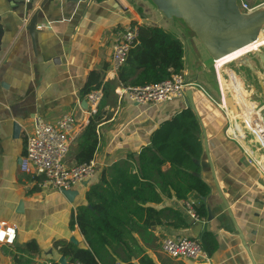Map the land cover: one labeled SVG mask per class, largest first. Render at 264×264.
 Returning a JSON list of instances; mask_svg holds the SVG:
<instances>
[{"label": "crops", "instance_id": "0c3cea01", "mask_svg": "<svg viewBox=\"0 0 264 264\" xmlns=\"http://www.w3.org/2000/svg\"><path fill=\"white\" fill-rule=\"evenodd\" d=\"M245 1L251 6L264 5V0ZM36 12L33 40L27 28ZM28 15L30 19L23 25ZM129 23L160 26L181 40L182 71L195 84L193 100L205 128L219 187L254 263L264 264V170L248 162V145L227 131L233 122L224 103L234 106L235 98H225L216 63L206 56L194 35L167 19L150 0H0V220L17 226L14 244H0V264L70 263L61 251L63 245L72 242L88 248L78 225L72 224L77 209L88 204V190L101 182L104 174L109 177L108 169L115 163L131 154L136 156L149 145L160 123L186 106V100L176 109L168 108L169 101L140 105L119 93L118 74L112 70V43L115 32ZM43 24L45 27H40ZM94 71L114 88L100 105L107 119L99 125V143L92 158L97 171L93 178L72 188L75 195L69 200L61 190L40 187V178L23 171L21 161L37 117L54 124L64 114L74 113L78 122L65 161L68 166L79 163L78 140L93 114L90 104L83 102L86 96H81V90ZM15 123L21 126L18 136L13 134ZM200 175L211 186L204 198L208 217L195 220L186 212L183 200L164 196L155 208L178 209L189 227L175 228L165 220L148 227L136 222L131 249L125 256L135 264L144 255L156 264H252L215 187L205 152ZM197 200L193 195L187 199L191 203ZM205 232H212L217 241L210 261L163 254L161 242L166 236L200 239ZM116 262L126 264L122 258Z\"/></svg>", "mask_w": 264, "mask_h": 264}, {"label": "trees", "instance_id": "16d2710c", "mask_svg": "<svg viewBox=\"0 0 264 264\" xmlns=\"http://www.w3.org/2000/svg\"><path fill=\"white\" fill-rule=\"evenodd\" d=\"M183 69L181 40L163 27L143 24L137 42L117 72V80L125 87L148 85L166 80ZM98 88L105 97L114 86L94 71L89 73L81 96ZM101 103L78 140L79 162L91 160L97 150L98 128L107 119L101 112ZM203 152L202 125L190 107L162 121L152 132L150 144L143 146L136 156L131 154L109 168V177L104 174L101 182L88 190V204L80 206L73 215L72 224L78 225L88 248L70 242L61 247L62 253L70 258V263L113 264L122 258L126 264H135L130 256H125L131 249L134 223L140 221L143 227H148L165 220L175 228L189 227L178 209L155 208L154 204H160L164 196L187 200L193 195L199 199L193 203L197 215L206 219L208 210L204 198L210 194L211 186L200 175ZM200 241L211 256L217 248L213 233L205 232ZM139 264L156 262L144 255Z\"/></svg>", "mask_w": 264, "mask_h": 264}, {"label": "built area", "instance_id": "2783aa9c", "mask_svg": "<svg viewBox=\"0 0 264 264\" xmlns=\"http://www.w3.org/2000/svg\"><path fill=\"white\" fill-rule=\"evenodd\" d=\"M239 5L242 12L246 13L257 8V6H251L245 0H239ZM29 19V15L26 16L23 20V25H26ZM140 26L139 23H129L115 32L112 43L113 71L118 72L126 62L129 50L138 40ZM40 27H45V25L43 24ZM215 63L217 68V61ZM194 85V83L186 79L185 73L181 71L173 73L168 79L154 84L127 87L121 85L119 93L127 94L133 102L140 105L159 104L185 98L186 90L192 89ZM103 97L104 92L101 88L94 89L86 95V101L90 104L93 114L97 112ZM224 108L229 112L233 122L227 131L237 140H241L240 137H242L243 142L248 145V162L264 170V159L262 156L259 158L257 148L250 144V139L245 133L244 127L233 115L234 110L229 111L225 105ZM77 122L78 120L74 113L64 114L54 124L45 121L41 117L35 119L34 130L27 136L26 151L21 161V169L27 173L37 175L40 178V187L63 191L72 189L95 175L97 166L94 159L79 162L73 166L66 164L65 159L72 145L71 135ZM237 123L242 127L243 135L237 129ZM183 206L191 218L200 219L193 207V203L183 200ZM16 236L17 226L0 220V244L12 245L16 240ZM161 249L172 258L210 261V256L203 249L200 239H193L187 236H166L161 242ZM45 264L60 263L47 260ZM68 264L82 263L76 261ZM115 264L123 263L116 262Z\"/></svg>", "mask_w": 264, "mask_h": 264}, {"label": "water", "instance_id": "95a60500", "mask_svg": "<svg viewBox=\"0 0 264 264\" xmlns=\"http://www.w3.org/2000/svg\"><path fill=\"white\" fill-rule=\"evenodd\" d=\"M150 1L167 19L173 23L177 21L187 28L194 35L206 56L213 62L254 43L259 37L260 30L264 29V5L246 13L240 9L239 0ZM28 8L31 9L32 5H28ZM37 23L38 12L32 16L27 28L33 40ZM220 68L227 76L228 90L236 95L235 101L237 99L238 107L244 117V131L250 139V144L257 148L264 159V43L251 48L233 60L224 62ZM251 95H255L256 99L251 100ZM185 100V107H190L195 112L202 125L204 152L212 170L214 184L233 219L229 204L216 178L205 128L193 100V89H187L185 98H180V101L184 103ZM83 102L87 103L86 99ZM20 132V124L15 123L13 125L14 136H18ZM254 134L257 136L258 143L253 142ZM63 194L71 200L75 191L67 189L63 190ZM233 222L250 255L252 264H255L241 229L234 219ZM68 263L64 261L60 264Z\"/></svg>", "mask_w": 264, "mask_h": 264}, {"label": "bare ground", "instance_id": "6f19581e", "mask_svg": "<svg viewBox=\"0 0 264 264\" xmlns=\"http://www.w3.org/2000/svg\"><path fill=\"white\" fill-rule=\"evenodd\" d=\"M262 30H260V32H259V37H258L257 41H255L254 43H251L250 45H248V46H246V47H244L242 49H239V50L235 51L234 53L229 54L226 57L222 58L221 60L217 61V63H218V67H217L218 74H219L224 86H227V88H228L227 76L221 71L220 67L222 66V64L224 62H228L230 60H233L234 58H236L237 56H240L241 54L247 52L251 48H254V47L258 46L260 44L259 41L264 40V36H263L264 35V29H262ZM247 92H249V91L247 90ZM231 95L234 98L236 97L235 93H233V92L231 93ZM250 98H251V100L256 99L255 95H251ZM245 114L247 115L246 112H245ZM238 131L243 135V129H242V127L240 125L238 126ZM240 139H242V137H240ZM253 142H257L258 143L257 136L255 134L253 136Z\"/></svg>", "mask_w": 264, "mask_h": 264}, {"label": "rangeland", "instance_id": "374dc122", "mask_svg": "<svg viewBox=\"0 0 264 264\" xmlns=\"http://www.w3.org/2000/svg\"><path fill=\"white\" fill-rule=\"evenodd\" d=\"M263 31V30H262ZM261 31V32H262ZM264 36V35H263ZM259 43L261 44H263V40H261V41H259ZM218 65V64H217ZM221 83V82H220ZM222 85V84H221ZM223 86V85H222ZM223 90H224V93H225V98H231V92H230V90H228V88L227 87H225V86H223ZM233 102V104H234V106H232V105H230L228 102H227V104L226 103H224L225 104V106L227 107V109L230 111V110H232L234 107H235V110H234V112H233V115H235L236 116V120L238 121V122H241V124H242V126L244 127L245 126V123H244V117H243V115L241 114V111H240V109H239V107H238V105L239 104H237L238 103V101H237V99H236V101L235 100H232ZM179 102H180V99H175V100H172V101H169L168 103H167V106H168V108H173V109H176L178 106H179ZM258 156H259V158L261 157V155L258 153ZM163 254H166V253H164L163 252ZM166 256H168L167 254H166Z\"/></svg>", "mask_w": 264, "mask_h": 264}]
</instances>
